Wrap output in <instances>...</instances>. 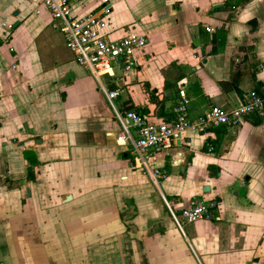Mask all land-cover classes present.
Masks as SVG:
<instances>
[{"label": "crops", "instance_id": "obj_1", "mask_svg": "<svg viewBox=\"0 0 264 264\" xmlns=\"http://www.w3.org/2000/svg\"><path fill=\"white\" fill-rule=\"evenodd\" d=\"M71 8L103 17L110 41L135 34L147 44L131 72L100 86L46 7L0 0V264H264L263 121L185 132L151 155L165 172L158 181L117 144L126 106L159 124L180 91L190 119L261 91L264 0ZM115 87L124 93L110 102L104 90ZM193 200L216 202L210 220L178 219Z\"/></svg>", "mask_w": 264, "mask_h": 264}, {"label": "built area", "instance_id": "obj_2", "mask_svg": "<svg viewBox=\"0 0 264 264\" xmlns=\"http://www.w3.org/2000/svg\"><path fill=\"white\" fill-rule=\"evenodd\" d=\"M35 1L49 10L74 61L89 71L100 86L103 77L115 78L119 72L117 58L122 62L120 73H129L134 69L136 65L134 53L145 48L147 44L145 37L130 34L117 41L108 40L102 33L106 21L99 14H89L80 18L73 15L72 4L83 0ZM104 12L107 13V10ZM104 91L110 102L124 93L122 87ZM188 110L189 99L180 91L171 108L172 118L168 122L147 123L139 114L125 111L123 114L125 125L117 136V144L131 150L144 170L158 181L165 176V172L161 167L153 166L150 161L151 155L168 153L185 132L205 135L219 127L238 126L250 116L264 122V88L259 92L249 93L246 101L234 108L213 106L196 119L188 117ZM209 150H212L211 146ZM216 207L214 201L193 200L188 208L180 211L178 219L185 224L210 220Z\"/></svg>", "mask_w": 264, "mask_h": 264}, {"label": "water", "instance_id": "obj_3", "mask_svg": "<svg viewBox=\"0 0 264 264\" xmlns=\"http://www.w3.org/2000/svg\"><path fill=\"white\" fill-rule=\"evenodd\" d=\"M18 15V11L15 12L14 16H17ZM257 24V21L256 20H252L249 22V25H256ZM18 25V23L14 24V27H16ZM117 64L119 66V70H121L122 68V62L119 58H117Z\"/></svg>", "mask_w": 264, "mask_h": 264}, {"label": "trees", "instance_id": "obj_4", "mask_svg": "<svg viewBox=\"0 0 264 264\" xmlns=\"http://www.w3.org/2000/svg\"><path fill=\"white\" fill-rule=\"evenodd\" d=\"M245 1H249V0H245ZM134 111L135 113L139 114L140 115V112L137 111V110H134L131 106H126L125 107V111Z\"/></svg>", "mask_w": 264, "mask_h": 264}]
</instances>
